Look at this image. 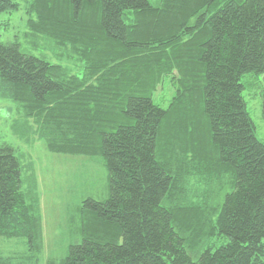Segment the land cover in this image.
Masks as SVG:
<instances>
[{
    "label": "trees",
    "instance_id": "16d2710c",
    "mask_svg": "<svg viewBox=\"0 0 264 264\" xmlns=\"http://www.w3.org/2000/svg\"><path fill=\"white\" fill-rule=\"evenodd\" d=\"M21 1L26 29L0 39V96L23 134L100 157L107 174L106 198L67 210L80 240L59 264H264V142L243 95L264 99V0H0V15ZM173 71L162 107L153 96ZM204 139L226 182L199 170ZM23 159L0 144V237L26 245L24 257L0 245V264H37L43 250Z\"/></svg>",
    "mask_w": 264,
    "mask_h": 264
},
{
    "label": "rangeland",
    "instance_id": "374dc122",
    "mask_svg": "<svg viewBox=\"0 0 264 264\" xmlns=\"http://www.w3.org/2000/svg\"><path fill=\"white\" fill-rule=\"evenodd\" d=\"M155 0H150L154 3ZM26 5V3H25ZM28 13H24V1H21V10L13 13H2L0 15V39L7 40L11 36H22L26 29V18ZM42 48H39V51ZM171 77L162 81L156 89L153 101L162 107H167L169 100H172L175 93V86L178 74L173 71ZM251 83L255 82L249 79ZM171 82V83H170ZM262 82V81H260ZM264 88V83H261ZM247 110L253 121L255 136L264 142V118L262 88L247 87L244 92ZM18 106L10 100L0 96V144H11L17 152H21L24 161L30 160L33 164L38 180V192L40 197V210L42 220L43 250L37 264H48L52 258L54 264H59L67 253L66 245L79 241L75 240L74 234L68 231V213L76 214V203L92 198L101 200L108 194V184L106 180V169L101 162V158H91L82 155H61L49 151L42 140L37 139L32 134H23L22 119L19 118ZM202 130L199 127L198 131ZM199 133V132H198ZM196 139L198 140V134ZM203 142V143H202ZM200 144L206 161L200 165L199 170L210 175L211 179L218 178L216 169L215 149L208 145L206 139ZM226 182L225 173H218ZM224 175V176H223ZM200 177H198L199 179ZM227 184V183H226ZM222 186V185H221ZM209 188L206 183L202 184V189ZM226 237H216L213 244L219 245L225 242ZM5 255L15 254L24 257L26 245L24 240L17 238H1ZM15 252V253H13ZM27 256V255H26ZM20 259V258H19ZM27 260V259H25ZM24 260V261H25ZM30 260V259H28ZM27 264V263H26Z\"/></svg>",
    "mask_w": 264,
    "mask_h": 264
}]
</instances>
